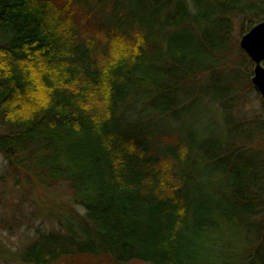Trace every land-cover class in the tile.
I'll return each mask as SVG.
<instances>
[{
    "label": "trees",
    "instance_id": "trees-1",
    "mask_svg": "<svg viewBox=\"0 0 264 264\" xmlns=\"http://www.w3.org/2000/svg\"><path fill=\"white\" fill-rule=\"evenodd\" d=\"M263 21L264 0H0V154L71 203L14 261L264 264L239 48Z\"/></svg>",
    "mask_w": 264,
    "mask_h": 264
},
{
    "label": "rangeland",
    "instance_id": "rangeland-1",
    "mask_svg": "<svg viewBox=\"0 0 264 264\" xmlns=\"http://www.w3.org/2000/svg\"><path fill=\"white\" fill-rule=\"evenodd\" d=\"M251 98L241 113L247 116L263 114L260 98L256 94ZM213 114L220 112L215 110ZM23 176L13 172L0 154V264H17L14 258L33 239L35 230H57L56 220L71 204L65 191H47ZM73 209L80 211L77 207ZM79 264L107 263L89 260Z\"/></svg>",
    "mask_w": 264,
    "mask_h": 264
},
{
    "label": "water",
    "instance_id": "water-1",
    "mask_svg": "<svg viewBox=\"0 0 264 264\" xmlns=\"http://www.w3.org/2000/svg\"><path fill=\"white\" fill-rule=\"evenodd\" d=\"M239 48L253 64L250 81L264 109V22L254 25L240 37Z\"/></svg>",
    "mask_w": 264,
    "mask_h": 264
},
{
    "label": "bare ground",
    "instance_id": "bare-ground-1",
    "mask_svg": "<svg viewBox=\"0 0 264 264\" xmlns=\"http://www.w3.org/2000/svg\"><path fill=\"white\" fill-rule=\"evenodd\" d=\"M263 22H264V21H263ZM259 23H260V22H259ZM256 24H258V23H256ZM256 24H255V25H256ZM252 27H253V26H252ZM252 27H251V28H252ZM246 57H247V56H246ZM248 60H249V59H248ZM249 61H250V60H249ZM250 62H251V61H250ZM251 63H252V62H251ZM252 75H253V74H252ZM261 107H262V112H263V114H264V109H263L262 104H261Z\"/></svg>",
    "mask_w": 264,
    "mask_h": 264
}]
</instances>
